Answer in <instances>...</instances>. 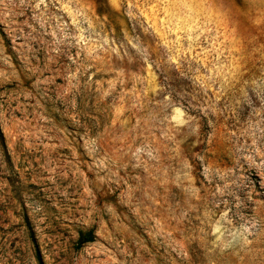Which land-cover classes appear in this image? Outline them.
<instances>
[{
    "label": "rangeland",
    "instance_id": "obj_1",
    "mask_svg": "<svg viewBox=\"0 0 264 264\" xmlns=\"http://www.w3.org/2000/svg\"><path fill=\"white\" fill-rule=\"evenodd\" d=\"M0 264H264V0H0Z\"/></svg>",
    "mask_w": 264,
    "mask_h": 264
},
{
    "label": "trees",
    "instance_id": "obj_2",
    "mask_svg": "<svg viewBox=\"0 0 264 264\" xmlns=\"http://www.w3.org/2000/svg\"><path fill=\"white\" fill-rule=\"evenodd\" d=\"M92 240V235L90 232H85L83 234H81L78 238V244H81V243H84V242H87V241H90Z\"/></svg>",
    "mask_w": 264,
    "mask_h": 264
}]
</instances>
